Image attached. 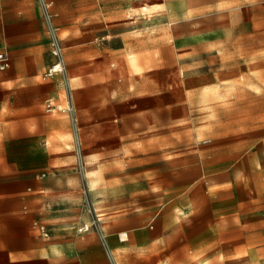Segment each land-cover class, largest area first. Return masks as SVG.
<instances>
[{
	"label": "rangeland",
	"instance_id": "obj_1",
	"mask_svg": "<svg viewBox=\"0 0 264 264\" xmlns=\"http://www.w3.org/2000/svg\"><path fill=\"white\" fill-rule=\"evenodd\" d=\"M50 1L63 75L43 78L53 58L37 0H0V43L37 42L16 88L41 106L64 103L68 80L80 143L68 113H32L48 143L36 170L0 175V264H112L101 230L120 264L247 254L258 233L235 159L264 157V0ZM13 66L0 69L8 87Z\"/></svg>",
	"mask_w": 264,
	"mask_h": 264
},
{
	"label": "crops",
	"instance_id": "obj_2",
	"mask_svg": "<svg viewBox=\"0 0 264 264\" xmlns=\"http://www.w3.org/2000/svg\"><path fill=\"white\" fill-rule=\"evenodd\" d=\"M41 35L44 37L43 33L39 32L40 37ZM44 38L46 39V37ZM2 43H0V46L9 50L11 65L13 63L14 66L11 74L13 83H9L8 87V85L1 83L0 80V175L7 181H15V176H27V174H30L31 169H37L41 161V151L48 143L40 132L33 134L32 113H54L55 111L47 112L45 103L43 108L38 103V100L32 98L30 88H16V76L19 73L26 72L30 54L36 50L37 42L32 39H19L9 43L10 45ZM250 154L254 155V157L252 158ZM235 160L236 162H242L247 167L248 181L245 182L244 190L247 191L249 202L253 205L251 210L253 214V230L258 233V236L249 240V251L247 254H233L219 261L222 264H264V189H261L262 192L258 191L260 181L264 186V157H261V147L249 150L246 158L239 157ZM255 161L258 163L256 164ZM235 183L236 181L234 183L226 181L222 186L227 188L234 186ZM212 187L211 191L216 192V185ZM232 198L234 197L232 196ZM220 202L225 204L226 198H221ZM198 205L205 211L208 208L204 205V200L201 198L198 199ZM36 220L38 219L33 220L31 225L32 228L39 231L34 227ZM220 240L221 244H224L223 239ZM219 242L217 241V243ZM232 244H239V240H233Z\"/></svg>",
	"mask_w": 264,
	"mask_h": 264
},
{
	"label": "built area",
	"instance_id": "obj_3",
	"mask_svg": "<svg viewBox=\"0 0 264 264\" xmlns=\"http://www.w3.org/2000/svg\"><path fill=\"white\" fill-rule=\"evenodd\" d=\"M40 9L44 14V20L47 27V31L50 37V53L53 58L52 62L46 68L43 73V78L47 79L56 74L64 73L65 61L63 54V46L60 41L57 29L53 22V12L51 11L52 1L50 0H37ZM11 65V55L9 50L6 47L0 46V69L6 70ZM65 87V102L63 103L61 99L56 96H50L45 101V109L47 112L61 111L66 112L69 115V120L73 129V135L75 137V145H79L80 138V126H79V117L77 106L75 102L74 93L72 87L67 79L64 80ZM34 227H36L43 236L49 235V227L47 224L36 220L34 222ZM88 228V227H87ZM101 240L107 254L110 257L112 264H120L117 257L114 255L109 240L106 234L101 230L100 231Z\"/></svg>",
	"mask_w": 264,
	"mask_h": 264
},
{
	"label": "bare ground",
	"instance_id": "obj_4",
	"mask_svg": "<svg viewBox=\"0 0 264 264\" xmlns=\"http://www.w3.org/2000/svg\"><path fill=\"white\" fill-rule=\"evenodd\" d=\"M84 227H88L89 228V225H85ZM125 234V233H124ZM124 239H126V238H124Z\"/></svg>",
	"mask_w": 264,
	"mask_h": 264
}]
</instances>
